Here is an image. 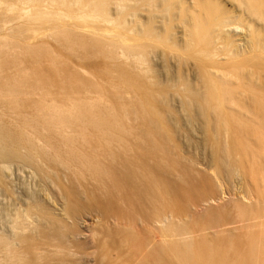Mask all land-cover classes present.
Returning <instances> with one entry per match:
<instances>
[{
  "label": "bare ground",
  "instance_id": "1",
  "mask_svg": "<svg viewBox=\"0 0 264 264\" xmlns=\"http://www.w3.org/2000/svg\"><path fill=\"white\" fill-rule=\"evenodd\" d=\"M227 1L0 0V183L15 160L64 200L60 216L38 191L6 210L0 264H79V253L93 254L92 264H264V0ZM158 46L174 50V97L200 119L219 185L188 170V187L174 191L167 178L184 157L152 101L168 91L147 64ZM131 116L151 127L141 141H131ZM236 172V214L222 205L188 224L206 200L198 194L213 197ZM174 197L191 203L185 214ZM83 210L125 228L95 229L90 246L68 238ZM232 223L244 232L225 243Z\"/></svg>",
  "mask_w": 264,
  "mask_h": 264
},
{
  "label": "rangeland",
  "instance_id": "2",
  "mask_svg": "<svg viewBox=\"0 0 264 264\" xmlns=\"http://www.w3.org/2000/svg\"><path fill=\"white\" fill-rule=\"evenodd\" d=\"M226 2H227V6L230 7L231 4L228 3L230 1L226 0ZM172 23L174 25V21ZM173 30H174V26H172L171 32H173ZM237 31L236 34L238 33L239 34L235 36L237 38L238 43L241 44V47L243 48L244 47L243 43L247 41L248 36L246 35L244 29L238 28ZM95 59H99V58H95ZM97 62L99 63V60H96L95 63ZM149 63L150 66L153 67L154 69L153 75L157 76L155 77L156 81H158L157 83H160L161 84L160 86L163 87L165 86L167 90L171 92L168 93L167 91L166 93H164L162 99H160L161 94H159V96L158 95L157 96L160 98H157L156 96L157 100H152V101L160 109L163 117L167 120V121L165 120L168 129L166 133L177 144L178 152L181 154V155L179 154V156H181L182 158L184 157L183 160H181V162L183 163L184 166L186 165L184 167L180 162L181 166L175 165L174 169L175 168L176 169L174 170V173H172V175L167 176L168 179L174 180V191L177 185H186L188 183L185 181L187 180V176H185L184 173H188L189 171H190L188 173L189 177L195 178L194 179L195 181L198 180L200 176L208 175L211 176L209 180H214L217 183V185H219V182L217 181L215 175L211 170V164H212L211 160L213 161L212 158L214 152L212 147H210L206 143V140H204L205 135L204 133L202 134L203 130L201 129V123L200 121H198L200 119L194 120L190 115H188V113H186V111L181 106V101L179 96L176 95L174 97V87H173L174 84L172 86V83H174V74H175L174 71L176 70L178 65V64L176 65L177 62H174V50L164 47L162 48L161 46L156 47V49H153L152 51L148 52L147 64ZM49 65L50 64L46 65L45 63H42L41 65V67L46 72V75L47 73L50 72L48 68ZM27 66L29 68V71H31V68L34 67L33 64ZM95 67L104 68V65L102 63H99L98 65L94 66V69ZM64 69L67 70V68ZM167 93L169 94L170 97L167 95ZM164 96H166V99ZM163 99H165L166 102H164L165 100ZM174 108H176L175 112H174ZM128 122L133 127V132H132L133 138L131 139V141L133 142L136 140L141 141V138L144 137L146 133L149 131V128H151L150 125H148L145 122V120H142L140 117L134 118V116H131ZM155 139L161 144H169L171 146L174 145V142L173 144H171L172 141H168L160 136L159 137L155 136ZM56 140L57 139L54 138L53 142L55 143ZM89 140L90 143L98 142L97 138L94 135L90 136ZM204 141L206 144L204 143ZM57 142L59 143V141ZM201 142H203L204 144ZM7 163H5L6 165L4 164L1 168L2 178H3L2 180L4 181V183L3 184L0 183V229L6 228L8 226L7 216L5 217V215H8L7 214L8 212L6 213V210L10 211L15 205H20L21 203L20 200H22V202L26 201L28 199L27 195H30L31 192L37 193L38 191V195L41 196L42 199H44L46 205L50 208L51 214L53 213L59 216L61 213L63 214V211L61 210L64 204L62 194L60 192L59 187L51 179L48 180L49 178H47V180L46 179L44 181L41 180L42 178L38 176V174L35 172V170L32 167L30 168V166L20 163L18 161L16 162L15 160H13L12 162H9L8 164ZM208 164L209 166L207 167ZM178 167L179 170L177 169ZM181 167L184 168L183 170L186 169V171L181 170L182 169ZM237 174L238 173L236 172V175L233 176L232 178H226V180L224 181L225 185H223L224 187H220V186L216 187V193L213 195V197H211V195H207L210 196V198L204 196L202 198L201 197L202 193L198 194L195 188L193 189L195 190L194 192H197V194L199 195L197 197L198 199H206V200L203 201L202 203L195 202L196 206L193 207V209L190 208L191 211L193 210V212L190 214V218L187 220L188 224L191 223L190 225H192L195 222H197L201 218L200 214L204 213L206 209L208 208L216 209L217 207H222V205H224L226 208L227 218H231V216L236 214L233 201L241 195L240 193L243 188L242 180L241 178H239L240 175ZM62 180H64L65 182V179L62 178ZM186 187H188V184ZM81 195H82V199H81L82 202L86 201L85 194L81 192V190L79 189V196ZM189 203L190 202L188 201V199H175L174 197V204H176L177 206L184 207L182 208L183 213L184 210H186V208L189 209L188 206ZM21 204L23 205V203ZM190 206H192L191 203ZM81 215L82 216L77 220L79 233L77 234V236L69 235L67 233L68 234L67 237L76 241L87 243L88 246L92 245L93 243L92 242L93 237L91 236V234L95 229L98 231L101 229H106L108 231H116L117 227L121 225L120 224L118 226L112 222L109 223L110 225L104 226L106 224L101 222L102 220L101 215L99 216V213H97L94 210H83ZM238 225L239 223H232L226 226L228 229H232L231 230L232 233H228L225 235L222 234V236H224V238H222V241L227 243L228 241H230V239L235 240L236 237L238 238L240 234H243L244 231L240 232L239 229H235V227H237ZM122 226L123 225H121L119 228H121ZM51 233H52L51 240H53L54 242H57L58 239L62 238L61 235L62 232H60L59 228L56 229L55 232H51ZM113 233H114L113 235H116L115 232ZM93 257H94L93 254L79 253L78 255V259H80L79 264H92L94 262Z\"/></svg>",
  "mask_w": 264,
  "mask_h": 264
}]
</instances>
